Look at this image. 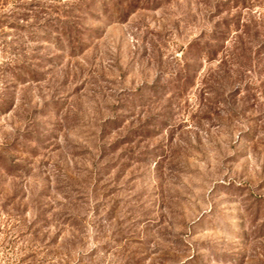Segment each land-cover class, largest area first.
<instances>
[{"label":"rangeland","instance_id":"374dc122","mask_svg":"<svg viewBox=\"0 0 264 264\" xmlns=\"http://www.w3.org/2000/svg\"><path fill=\"white\" fill-rule=\"evenodd\" d=\"M0 264H264V0H0Z\"/></svg>","mask_w":264,"mask_h":264}]
</instances>
